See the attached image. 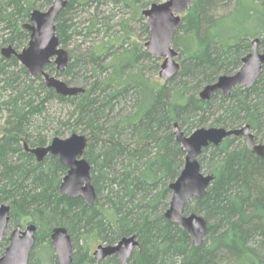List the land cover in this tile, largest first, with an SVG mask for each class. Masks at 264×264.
<instances>
[{
  "label": "trees",
  "instance_id": "obj_1",
  "mask_svg": "<svg viewBox=\"0 0 264 264\" xmlns=\"http://www.w3.org/2000/svg\"><path fill=\"white\" fill-rule=\"evenodd\" d=\"M163 1L67 0L56 34L65 50L79 43L67 50L64 72L54 63L45 71L85 93L64 97L41 76L33 78L15 57L1 54L2 47H27L30 33L24 25L33 11L50 8L54 0H0V206L11 208L8 229L37 226L29 264H59L48 244L36 253L58 227L71 236L72 264H120L117 256L96 261L79 240L115 245L130 236L139 247L127 264H264V160L241 138L210 146L199 158L214 181L203 198L187 204L185 214L208 222L203 245L194 247L191 237L165 218L170 185L185 165L176 123L186 135L200 128L249 126L255 142L264 143V64L250 89L200 98L206 86L240 70L255 39L264 54V0H197L173 38L180 71L166 82L156 78L159 59L135 42L130 24L143 22L148 41L143 11ZM115 9L129 10L130 17L112 32ZM101 33L109 42L86 46ZM54 105L68 110L66 121L51 112ZM73 134L88 139L84 158L97 194L91 206L81 197L61 195L67 168L58 157L38 163L25 149ZM8 245L5 235L0 257Z\"/></svg>",
  "mask_w": 264,
  "mask_h": 264
},
{
  "label": "water",
  "instance_id": "obj_2",
  "mask_svg": "<svg viewBox=\"0 0 264 264\" xmlns=\"http://www.w3.org/2000/svg\"><path fill=\"white\" fill-rule=\"evenodd\" d=\"M196 1L166 0L163 3H154L143 11L150 33L145 44L146 53L163 60L159 77L164 82L173 79L180 71L181 65L177 61L178 52L173 48V38L181 25L182 16ZM66 5L67 0H54L47 11H33L29 23L24 25L30 33L27 47L17 51L9 46L3 48L1 54L6 59L15 57L33 78L41 76L46 86L54 89L57 94L74 97L85 93V89L70 86L61 78L45 71L47 65L54 63L59 72H64L69 63L68 51L61 46L56 34L57 18ZM258 44V39L252 42V52L243 58L242 67L237 73L219 77L216 83L201 91L200 98L208 101L217 91H221L227 98L237 87H253L264 64V54L259 51ZM174 133L185 154V165L178 179L170 185L172 197L165 218L180 226L191 237L194 247H200L208 231V222L201 215H186L185 208L193 199L203 198L214 181V176L205 174L199 162L203 151L210 146L221 145L230 137H237L244 140L251 153L264 160V143L255 142L249 126L232 130L221 127L200 128L186 135L176 123ZM87 145L88 139L85 135L73 134L67 138H55L46 147L29 148L25 144V149L36 157L38 163L48 155L58 157L60 163L67 168V174L60 185L61 195L73 199L81 197L91 206L95 203L97 194L92 185L91 165L84 158ZM10 211V206H0V242L4 240L10 224ZM36 233L37 226L34 224H29L24 229L17 226L9 237V246L0 258V264H29ZM50 242L59 264L73 263V243L66 228H55ZM138 247L136 236L125 237L115 245H99L94 259L101 262L108 257L117 256L120 264H127Z\"/></svg>",
  "mask_w": 264,
  "mask_h": 264
},
{
  "label": "rangeland",
  "instance_id": "obj_3",
  "mask_svg": "<svg viewBox=\"0 0 264 264\" xmlns=\"http://www.w3.org/2000/svg\"><path fill=\"white\" fill-rule=\"evenodd\" d=\"M164 2V1H163ZM49 9V8H48ZM48 9H45V10H43V11H47ZM108 13L109 14H111L110 13V10L108 11ZM108 13H106V15H108ZM114 13H115V15H113V18H112V20L110 21V25H112L113 26V31L112 32H114V31H119L120 30V27H119V21L123 18V17H125V18H129L130 17V15H129V10H121V11H119V9H115L114 10ZM142 17L145 19V17L142 15ZM144 22L146 23L147 22V20L145 19L144 20ZM131 26H132V28H133V33H134V40H135V42H137L138 44H142V45H145L146 43H147V36H146V34L143 32V30H141V28H142V25H143V22L141 23L140 21H138V20H134V21H132L131 23ZM93 40H90L88 43H86V46H98V45H100V44H103V43H105V42H109V39H108V37L107 36H105L104 35V33H101L100 35H98V36H95V37H93L92 38ZM79 43V42H78ZM78 43H73L71 46H69L68 48H66L67 50H73L74 48H75V46L78 44ZM145 47V46H144ZM4 47H2L1 49H3ZM177 61L179 62V56L177 57ZM158 63H159V65L161 66V64L163 63V60H158ZM159 72H160V69H159ZM159 72H157V76H156V78H158V79H160V80H162L160 77H159ZM63 80V79H62ZM163 81V80H162ZM164 82V81H163ZM63 108H61L60 106H56V105H54L53 106V109L51 110V112H53V114L54 115H57V116H62V118L66 121L67 119H68V116H67V113H66V111H68V110H66V108H65V110H62ZM0 120H1V116H0ZM0 128H2V121H0ZM68 136H65V137H62V138H67ZM244 141V140H243ZM203 172L205 173V174H210L209 173V171L206 169V168H203ZM26 226H28V224H25V226L23 227V229L26 227ZM14 226L11 224L10 225V228L7 230V234H6V238H9L10 237V235H11V233L13 232V230H14ZM49 245L50 247H51V250H52V252H53V255H54V257L56 258V255H55V253H54V251H53V247L51 246V242L49 243H44V244H42V245H40V247H38L37 248V250H36V253L38 252V250H40L42 247L43 248H45L46 249V245ZM86 245V246H88L89 248V253H90V255L94 258V253H95V251L97 250V247L99 246V245H107L106 243H104V242H100V241H96V240H94V239H92V238H90L88 241H87V243H85L83 240H79V245ZM9 246V245H8ZM75 250V249H74ZM45 252H46V250H45ZM73 252H75V251H73ZM1 258V257H0ZM37 258V255L35 256V259ZM34 259V261H36Z\"/></svg>",
  "mask_w": 264,
  "mask_h": 264
}]
</instances>
